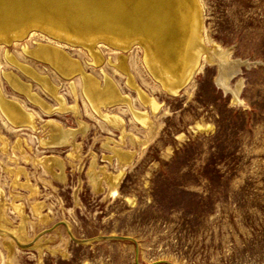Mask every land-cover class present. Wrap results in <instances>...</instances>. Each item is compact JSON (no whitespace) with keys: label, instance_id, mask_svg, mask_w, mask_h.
Listing matches in <instances>:
<instances>
[{"label":"rangeland","instance_id":"obj_1","mask_svg":"<svg viewBox=\"0 0 264 264\" xmlns=\"http://www.w3.org/2000/svg\"><path fill=\"white\" fill-rule=\"evenodd\" d=\"M195 1L205 45L250 63L230 90L202 60L170 94L136 41L50 31L118 33L121 22L87 20L95 10L73 14L69 0L0 21V37L28 30L0 38V96L34 120L15 123L0 101V264H264V0ZM84 76L125 99L96 110ZM56 128L64 143H51Z\"/></svg>","mask_w":264,"mask_h":264},{"label":"bare ground","instance_id":"obj_2","mask_svg":"<svg viewBox=\"0 0 264 264\" xmlns=\"http://www.w3.org/2000/svg\"><path fill=\"white\" fill-rule=\"evenodd\" d=\"M56 1L58 0H0V21L4 22L7 19L25 15L40 8H48ZM69 2L75 7L73 14L95 10V13L87 15V20H116L121 22L122 25L119 26L118 33H113L112 30L96 29L84 32V34L76 32L77 30H71V34L68 30L60 27H52L50 31L57 30L58 33L60 31L71 36V40L72 38L73 40L74 38L77 40H96V38L103 36L110 37L121 43L111 40L117 47L121 48H128L132 42L136 41L144 49L147 67L170 94H178L189 83L202 60L219 64L221 72L217 75L219 76L218 84L226 90H230V80L241 73L242 65H250L247 61H239L231 66V62L226 61L224 51L219 52L218 47L209 48L205 45L202 36L201 10L195 0H69ZM134 6H136V10H140L133 12L132 7ZM27 32V29L20 28L13 31L14 34H5L6 36L3 35L0 38L23 37L22 35ZM58 35L56 33V36ZM119 35L122 37H116ZM35 52L39 57L50 61L65 75H72L77 72V63L69 61L59 52L43 47L38 48ZM39 80L44 86H50L51 93H56L50 82L42 78ZM83 85L89 101L96 110H99L101 105L113 104L125 99L111 83H107L106 88H101L97 81L84 76ZM138 91L144 103H150L155 107L152 99L143 95L140 90ZM232 93L234 100L240 102V87ZM0 101L2 111L10 120L15 123L33 121L32 126L34 127L31 114L24 112L17 104L6 101L2 96H0ZM60 109H67L64 103ZM116 119L113 118L112 120L117 121ZM143 121L146 122L145 119ZM59 132L57 128L53 130L55 139H52L53 142L51 143L61 144L66 141V139H59L63 135V131Z\"/></svg>","mask_w":264,"mask_h":264},{"label":"water","instance_id":"obj_3","mask_svg":"<svg viewBox=\"0 0 264 264\" xmlns=\"http://www.w3.org/2000/svg\"><path fill=\"white\" fill-rule=\"evenodd\" d=\"M101 239H106V240H109V239H114V237H111V236H106V237H99V238H95L94 240H101Z\"/></svg>","mask_w":264,"mask_h":264}]
</instances>
